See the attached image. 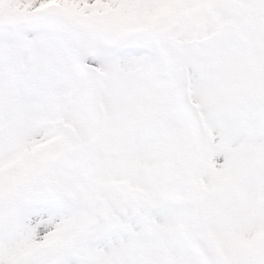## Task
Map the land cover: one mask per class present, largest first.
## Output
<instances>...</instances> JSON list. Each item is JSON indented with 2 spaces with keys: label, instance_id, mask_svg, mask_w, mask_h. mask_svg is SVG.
<instances>
[{
  "label": "snow or ice",
  "instance_id": "snow-or-ice-1",
  "mask_svg": "<svg viewBox=\"0 0 264 264\" xmlns=\"http://www.w3.org/2000/svg\"><path fill=\"white\" fill-rule=\"evenodd\" d=\"M0 264H264V0H0Z\"/></svg>",
  "mask_w": 264,
  "mask_h": 264
}]
</instances>
